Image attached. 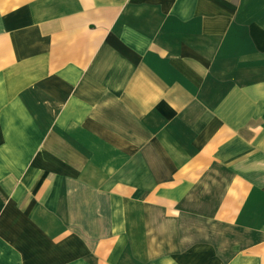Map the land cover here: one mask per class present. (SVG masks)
<instances>
[{
    "label": "crops",
    "instance_id": "1",
    "mask_svg": "<svg viewBox=\"0 0 264 264\" xmlns=\"http://www.w3.org/2000/svg\"><path fill=\"white\" fill-rule=\"evenodd\" d=\"M0 264H264V0H0Z\"/></svg>",
    "mask_w": 264,
    "mask_h": 264
}]
</instances>
